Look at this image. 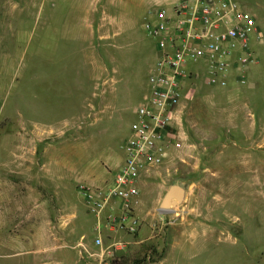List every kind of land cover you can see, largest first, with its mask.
<instances>
[{"label":"rangeland","instance_id":"obj_1","mask_svg":"<svg viewBox=\"0 0 264 264\" xmlns=\"http://www.w3.org/2000/svg\"><path fill=\"white\" fill-rule=\"evenodd\" d=\"M157 1L174 0H0V264H153L180 237L181 264H264V44L243 85H207L200 64L180 100L181 146L139 180L138 229L93 241L78 187L106 185L125 156ZM236 1L264 36V0ZM173 184L184 195L162 214Z\"/></svg>","mask_w":264,"mask_h":264},{"label":"built area","instance_id":"obj_2","mask_svg":"<svg viewBox=\"0 0 264 264\" xmlns=\"http://www.w3.org/2000/svg\"><path fill=\"white\" fill-rule=\"evenodd\" d=\"M149 16L143 29L154 39L157 57L147 74L148 88L133 108L130 134L122 145L123 163L106 185L78 187L96 216L95 244L102 243L103 228L115 226L127 233L138 229L133 204L139 180L181 146L180 100L185 84L200 77V64L207 85L226 87L231 77L243 85L248 69L258 61L255 44H264L254 14L236 0L155 2ZM105 209L110 214L102 221Z\"/></svg>","mask_w":264,"mask_h":264},{"label":"crops","instance_id":"obj_3","mask_svg":"<svg viewBox=\"0 0 264 264\" xmlns=\"http://www.w3.org/2000/svg\"><path fill=\"white\" fill-rule=\"evenodd\" d=\"M158 2V1H157ZM253 69H248V73H249V71L251 72V76L253 75V72H254V70L255 71H257L256 70V68L252 71ZM256 74H257V72H255ZM248 78V77H247ZM250 80V79H249ZM252 80V79H251ZM247 83H248V81H247ZM123 159L124 158H122V163H123ZM121 163V164H122ZM120 164V165H121ZM119 165V166H120ZM119 168V167H118ZM176 211H177V209H174V213H176ZM187 229H189V228H187L186 226H184V231H182L183 229H180V231H181V236L182 235H187ZM176 231H177V229H176ZM145 232H146V229H145V226L144 225H142L141 226V228L139 229V237H138V239L135 241V243H138V244H140L141 242H143V240H144V238L142 237L143 235H145ZM185 239H187L186 237H180V238H176L174 241H172V243H170V245H169V247H168V249H167V251H166V253L160 258V259H158L157 261H155L153 264H181L182 263V260H183V257H185L186 256V254H185V252H184V248H185V243H186V241H185ZM189 246V245H188ZM172 247H176V255L175 256H171L170 257V255H171V253H172ZM187 257H188V255H187ZM166 258H173V262L171 263V261H169V262H165V260H166ZM140 264H142V263H140Z\"/></svg>","mask_w":264,"mask_h":264},{"label":"water","instance_id":"obj_4","mask_svg":"<svg viewBox=\"0 0 264 264\" xmlns=\"http://www.w3.org/2000/svg\"><path fill=\"white\" fill-rule=\"evenodd\" d=\"M184 195V189L177 185H170L159 203V212L162 214L169 213L173 207L179 203Z\"/></svg>","mask_w":264,"mask_h":264}]
</instances>
